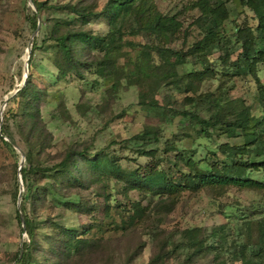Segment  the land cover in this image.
Wrapping results in <instances>:
<instances>
[{"label": "trees", "instance_id": "1", "mask_svg": "<svg viewBox=\"0 0 264 264\" xmlns=\"http://www.w3.org/2000/svg\"><path fill=\"white\" fill-rule=\"evenodd\" d=\"M50 2L30 0L33 11L27 22L35 31L37 21L44 13L52 10L66 15L61 22L46 20L45 36L40 42L41 45L52 43L55 46L57 81L73 76L79 81L102 85L104 104L124 87H138V104L141 106L149 94L165 87L190 93L191 96L182 99L179 109L150 104L146 109L162 118L178 117L190 130L183 132L186 137L209 139L222 133L229 139L240 138L241 141L219 144L211 158L204 161V168L181 153L170 156L175 149L171 144L164 143L159 148L160 130L151 126L143 127L128 141L119 142V149H129L130 142L134 146L131 153L143 161L132 167L122 168L110 146L90 153V145L72 142L55 150L51 145L52 136L40 114L22 107L26 100L42 102L45 94L33 83L30 72L31 55L37 48L36 37L33 38L26 79L10 98L11 102L17 103L16 129L26 146L23 165L17 172L22 191L15 212L18 227H23L19 232L25 234L26 241L21 243L20 252L14 253V264H67L94 249L105 234L125 233L142 224L146 208L131 201L129 192H136L142 199L165 198L167 206H172L182 192L201 189H249L261 192L264 198V180L249 177L250 172L264 171V111L259 117L250 115L243 106L230 112V107H226L228 102L221 96L223 93L216 96L196 94L201 83L213 75V70L207 66L209 51L202 47L205 35L212 33L216 37L215 48L224 49V54L218 58L221 63L225 64L232 52L227 51L230 41L224 39L221 30L229 16L227 3L250 12L254 21L252 25L245 21L235 30L232 50L236 49L237 55L231 64L235 75L254 76L257 66L264 63V0H192L188 9L195 10L197 16L192 18L190 25L198 30L201 38L191 42L185 50L166 47L177 39L181 23L176 14L168 16L155 11L152 0H106L99 10L96 9V0ZM91 20L103 21L107 31L101 35L86 31ZM125 37H141L146 43L132 42ZM182 38L186 40L184 31ZM187 58H197L201 69L193 70L187 66ZM179 66L185 67L181 73L177 71ZM258 89L260 99L264 100V86L259 84ZM202 100H206L211 110L207 117H201L195 109ZM55 111L61 121L69 119L62 103ZM7 113L16 118L12 110ZM0 134V142L13 151L7 124L1 125ZM166 164H171L174 173H178L177 178ZM18 191L17 185L14 199ZM87 191L94 199L84 195ZM115 194H120L122 200L115 199ZM54 209L60 216L70 213L76 220L75 225L65 227L56 218L41 217V211ZM255 209L248 216L260 218L258 243L241 245L238 252L241 259H250L245 256L249 252L254 258L252 261L256 262L264 256V207ZM82 217L88 218V222L80 223ZM238 217L245 220L242 225L249 239V217L247 213ZM40 229L50 230V233L43 234V240L47 241L45 247L38 239ZM182 237L180 244L172 245L170 249L163 243L157 246L147 264H165L178 251H190L188 259L208 250L222 249L225 239L219 237L208 244L198 228L184 230ZM218 255L219 252L215 254Z\"/></svg>", "mask_w": 264, "mask_h": 264}, {"label": "rangeland", "instance_id": "2", "mask_svg": "<svg viewBox=\"0 0 264 264\" xmlns=\"http://www.w3.org/2000/svg\"><path fill=\"white\" fill-rule=\"evenodd\" d=\"M65 1L51 0L50 3L61 4ZM105 1L96 0V9L99 10ZM152 2L155 11L168 16L176 14L181 23V31L177 39L166 47L185 50L191 42L201 38L198 30L190 25L192 18L197 16L195 10L188 9L192 0H152ZM226 7L229 16L221 30L224 39L230 41L227 51L232 52L227 62L221 63L218 58L224 54V49L215 48L216 37L212 33L205 35L202 47L209 51L206 55L207 66L213 70V75L201 83L196 94L211 93L216 96L223 93L221 96L228 102L226 107H230V112H235L238 107L243 106L249 110L250 115L259 117L264 111V100L260 99L258 89L259 84L264 86V63L257 66L254 76L235 75L231 65L237 55L236 49L232 50L235 30L245 21L250 25L254 24L252 14L241 8H235L231 3H227ZM32 11L30 0H0V128L1 125L7 124L13 140L11 147L13 151L0 142V264H14L12 261L14 253L20 252L21 243L26 241L25 234L19 232L20 227H23L22 225L18 227L15 219L18 205L17 197L16 199L13 197L17 185L19 186L17 169L23 165L26 146L16 129L17 103L11 102L10 98L23 84L25 61L27 56H30L33 38L36 37L37 48L31 55L30 72L33 83L45 94L42 102L26 100L23 101L22 107L29 112L40 114L52 136L51 145L55 150L72 142L90 145V153L110 146L122 168L132 167L143 161L131 153L134 146L130 142L129 149H119V142L128 141L143 127L151 126L160 130L159 148L164 143L171 144L175 149L169 153L170 156L181 153L204 168V161L211 158L219 144H236L241 141L240 138L229 139L222 133L214 134L209 139L186 137L183 132L190 130L178 117L162 118L154 111L146 109V105L149 104L167 109H179L182 106V99L191 96L190 93H179L165 87L149 94L143 100L145 104L141 106L138 104V87H124L104 104L102 85L79 81L73 76L57 81L55 46L52 43L41 45L40 42L45 36L46 20H50L51 23L61 22L66 15L52 10L47 14L44 13L37 21L39 27L35 32L30 29L27 22V17ZM85 30L101 35L107 31V27L101 20H91ZM183 31L186 40L182 38ZM125 39L146 43V39L141 37H125ZM187 60V66L191 69H201L202 65L197 58H187ZM184 68V66L177 67L178 73L183 72ZM61 103L69 117L68 120L61 121L56 117L58 113L55 109ZM193 107L194 105L190 109ZM195 109L201 117H207L211 113L206 100L199 101ZM7 110H12L16 118L11 114L8 115ZM3 140L7 141L5 138ZM158 155L161 156V151H158ZM166 165L171 169L173 177L177 178L178 173H174L171 164ZM249 177L262 181L264 171L250 172ZM84 195L94 199L90 191L85 192ZM114 197L117 200L123 198L120 194H115ZM95 198L100 200L96 196ZM128 198L146 208L145 221L125 233L105 234L94 249L78 260L71 259L67 264H147L156 252L157 246L163 243L165 248L170 249L172 245H179L183 239V231L189 228L200 229L201 237L207 240L208 244L218 240L219 237H224L222 249L208 250L199 255H192L188 259L186 257L190 251H178L165 264H264V256L255 262L252 261L254 258L250 257L249 252L245 256L250 259H241L238 252L241 245L258 243L257 238L261 233L260 218L248 215L251 210L264 207L261 192L234 187L201 189L197 192L184 191L172 206H167L165 198L142 199L134 191L129 192ZM241 213H247L250 219H248L249 239L242 225L245 220L238 217ZM40 215L56 218V221L65 227L76 223L70 213L66 212L60 216L57 209L41 211ZM79 221L86 223L88 218L82 217ZM220 227L224 229L221 231ZM40 232L38 239L41 246L45 247L47 241L43 240V234L50 233V230L40 229ZM247 250L250 248L248 247ZM218 252L219 255L215 256Z\"/></svg>", "mask_w": 264, "mask_h": 264}, {"label": "water", "instance_id": "3", "mask_svg": "<svg viewBox=\"0 0 264 264\" xmlns=\"http://www.w3.org/2000/svg\"><path fill=\"white\" fill-rule=\"evenodd\" d=\"M38 27H39V24L37 23V25H36V29H35V32L38 30ZM35 32H34V34H35ZM28 58H29V56H27V58H26V61H25V73H24V78H23V83H24V81H25V79H26V72H27V61H28ZM23 85V84H22ZM18 91V89L14 92V94L16 93ZM22 162H23V159H22ZM20 168V167H19ZM19 168L17 169V171H19ZM18 180H19V191H18V194H17V205H18V203H19V201H20V193H21V191H22V187H21V181H20V178H19V175H18ZM20 222H21V218H20Z\"/></svg>", "mask_w": 264, "mask_h": 264}]
</instances>
